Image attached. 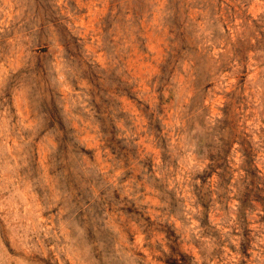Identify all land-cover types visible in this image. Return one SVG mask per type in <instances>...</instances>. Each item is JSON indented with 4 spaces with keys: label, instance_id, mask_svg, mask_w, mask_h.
<instances>
[{
    "label": "clouds",
    "instance_id": "clouds-1",
    "mask_svg": "<svg viewBox=\"0 0 264 264\" xmlns=\"http://www.w3.org/2000/svg\"><path fill=\"white\" fill-rule=\"evenodd\" d=\"M0 264H264V0H0Z\"/></svg>",
    "mask_w": 264,
    "mask_h": 264
},
{
    "label": "rangeland",
    "instance_id": "rangeland-1",
    "mask_svg": "<svg viewBox=\"0 0 264 264\" xmlns=\"http://www.w3.org/2000/svg\"><path fill=\"white\" fill-rule=\"evenodd\" d=\"M124 103H131L130 101H127V100H125V101H123Z\"/></svg>",
    "mask_w": 264,
    "mask_h": 264
}]
</instances>
